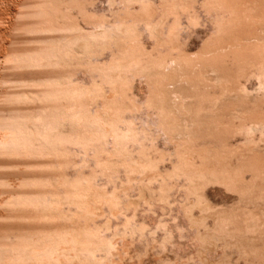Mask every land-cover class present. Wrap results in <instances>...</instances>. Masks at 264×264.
<instances>
[{
    "label": "rangeland",
    "instance_id": "374dc122",
    "mask_svg": "<svg viewBox=\"0 0 264 264\" xmlns=\"http://www.w3.org/2000/svg\"><path fill=\"white\" fill-rule=\"evenodd\" d=\"M263 29L264 0H0V255L264 264Z\"/></svg>",
    "mask_w": 264,
    "mask_h": 264
},
{
    "label": "bare ground",
    "instance_id": "6f19581e",
    "mask_svg": "<svg viewBox=\"0 0 264 264\" xmlns=\"http://www.w3.org/2000/svg\"><path fill=\"white\" fill-rule=\"evenodd\" d=\"M118 29V28H117ZM122 29V28H121ZM130 30V29H129ZM117 31H119L120 32V29H118ZM128 31V30H127ZM126 33H130V31L129 32H126ZM262 34H264V29L262 30ZM108 38V37H107ZM109 39V38H108ZM106 41V39H103V40H101V41H99L101 44H103V43H105V42H103V41ZM261 39H259V41H260ZM110 41V40H109ZM87 42H89V41H87ZM87 44V46H90V44L89 43H86ZM175 64V61H173V60H170L169 62H167L166 64H165V67H172L173 65ZM262 73H264V72H262ZM264 75V74H263ZM215 78H218V75H215L214 76ZM258 91H263L264 92V83H262L261 84V86L259 87V89H258ZM67 94L68 93H64V95H62L63 97H64V99L66 98V100H71L72 99V94H68V96H67ZM66 95V96H65ZM62 97V98H63ZM69 97V98H68ZM68 98V99H67ZM252 130H263L264 129V125L263 124H254L253 126H252V128H251ZM3 129H0V133L1 132H3V131H5L6 129H4L3 131H2ZM8 131V130H7ZM10 131V130H9ZM8 131V132H9ZM7 132V133H8ZM11 133H12V131H10ZM10 133V136H13V133L11 134ZM3 137V138H1V139H6V137L8 138L9 137V133L8 134H6V131H5V133L3 132V133H1L0 134V137ZM5 137V138H4ZM14 137V136H13ZM13 137L12 138H10V139H13ZM0 139V144H2V142L1 141H3V140H1ZM10 139H6V141L7 140H9V141H11ZM6 141H3V143L4 142H6ZM14 146H15V144H14ZM22 247H24V246H22ZM22 247H20V248H22ZM20 248H16V249H12V251H10V253L8 254V251H7V253L5 252V251H3L5 254H7L6 256L4 255H0V264H2L3 262H4V264H24L25 263V260L26 259H29L30 260V257H31V259H36L35 260V262L37 261V263L36 264H40V263H38L39 262V260L41 261V262H44L43 260H45L47 257H46V255L44 254V255H42L43 253H46V252H43V253H41V252H38L39 253V258H37L38 257V254L36 255V258H32V256L33 257H35V254H32V255H26V250H25V247L24 248H22V249H20ZM20 249V250H19ZM88 249V248H87ZM2 251H0V254H2L1 253ZM29 257V258H28ZM42 257V258H41ZM44 258V259H43ZM43 264V263H42Z\"/></svg>",
    "mask_w": 264,
    "mask_h": 264
}]
</instances>
